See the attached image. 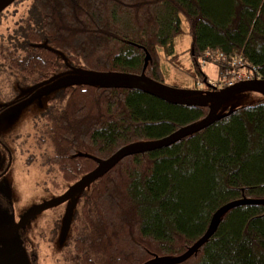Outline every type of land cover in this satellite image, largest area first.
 I'll return each mask as SVG.
<instances>
[{
    "label": "trees",
    "instance_id": "1",
    "mask_svg": "<svg viewBox=\"0 0 264 264\" xmlns=\"http://www.w3.org/2000/svg\"><path fill=\"white\" fill-rule=\"evenodd\" d=\"M13 3L0 24V75L11 83L38 84L73 69L140 74L146 54L145 74L164 83L160 50L175 58L184 24L195 80L206 77L198 57L218 48L242 51L264 80V0ZM207 112L208 105L180 106L129 88L68 85L48 98L29 136L63 191L96 166L92 157L160 139ZM241 198H264V97L167 147L126 156L99 176L77 195L59 264L180 255L218 207ZM179 264H264V205L225 212L207 242Z\"/></svg>",
    "mask_w": 264,
    "mask_h": 264
},
{
    "label": "water",
    "instance_id": "2",
    "mask_svg": "<svg viewBox=\"0 0 264 264\" xmlns=\"http://www.w3.org/2000/svg\"><path fill=\"white\" fill-rule=\"evenodd\" d=\"M14 1L15 0H0V12ZM149 59V54H146L144 65L140 74L124 72H96L78 69L58 73L51 78L39 83L37 86V93L36 95L32 96L31 99L41 98L42 95L50 91L55 92L56 90L68 85H105L134 89L152 95L164 102L180 106L208 105V112L206 113V115L198 121L183 126L160 139L125 145L116 150L106 159L100 160L96 157H92L96 162V166L92 170L81 176L74 183L70 184L62 194L32 207L26 214H24V216L20 218L15 228L23 226L30 218L44 210L69 201L70 203H68L62 218V230L58 236L60 245H63L62 242L69 229L73 210L77 201V195L85 188L89 187L92 182H94L103 173L111 169L124 157L167 147L188 135L194 134L208 127L219 117L225 114L220 110L223 102L238 92L245 90L255 91L262 94L264 97V80L260 78L239 81L231 86L219 90H201L171 87L164 83L155 81L145 74V68L147 67ZM246 204L264 205V198H241L221 205L212 214L204 234L190 247H188L182 254L171 257L155 256L143 262L142 264H179L187 260L188 258L193 256L199 250V248L204 243H206L207 240L213 235L219 219L225 212L236 206ZM18 254L20 255V257L22 255V259H24L26 264H28L24 249L23 252H18Z\"/></svg>",
    "mask_w": 264,
    "mask_h": 264
},
{
    "label": "flooded vegetation",
    "instance_id": "3",
    "mask_svg": "<svg viewBox=\"0 0 264 264\" xmlns=\"http://www.w3.org/2000/svg\"><path fill=\"white\" fill-rule=\"evenodd\" d=\"M12 9H14L13 2L0 12L1 25L5 17L11 14ZM4 79L5 77L0 75V264H26L22 255L20 257L18 254V252H23V249L28 264H38V252H41L42 245L36 246L34 242L30 243L29 234L26 233L27 225L38 214L30 218L23 226L15 228L20 218L35 204L19 207L18 200L22 195L15 190L14 183L22 181L29 172V166L43 173L48 182L56 189L62 188V181L58 173L51 174L45 166L41 165L38 159L40 149L29 136L31 124L35 123V119L41 111L32 116L29 129L27 128L24 132L14 130L17 121L24 116L25 111L29 110L30 106L27 103L30 102L32 96L36 95L39 83H11ZM16 164L21 165L20 173L15 171ZM66 189L63 191L61 189L59 195ZM68 203L70 202L67 201L63 204L67 207ZM63 215L64 211L49 231L53 241L48 246L43 245L44 254L47 252L53 253L55 256L60 254L58 252L61 250V245L58 236L62 230Z\"/></svg>",
    "mask_w": 264,
    "mask_h": 264
},
{
    "label": "rangeland",
    "instance_id": "4",
    "mask_svg": "<svg viewBox=\"0 0 264 264\" xmlns=\"http://www.w3.org/2000/svg\"><path fill=\"white\" fill-rule=\"evenodd\" d=\"M184 31L182 34L174 39V55L175 58L168 59L160 50L161 66L164 73V83L188 89H197L195 85V71L193 68L191 57L192 37L184 24ZM200 68V67H199ZM206 78L217 79L219 78L218 68L216 65L207 63L203 68H200ZM50 91L41 96V98L31 99L28 101L29 110L25 111L14 127L16 132H24L29 129V124L32 116L41 111L47 104L48 98L53 94ZM263 98V95L255 91H241L231 96L229 99L223 102L221 111L223 113L229 112L232 109L247 106L255 101ZM21 168L20 164H16L15 171L19 172ZM29 172L25 175L21 182H15V190L22 195L18 200V206H29L30 204L38 205L52 198H55L61 192V189H56L48 179L45 178L43 173L38 172L33 167H28ZM65 204L58 205L40 212L35 218H32L31 222L27 225L26 233L29 234L30 243H35L36 246L42 245L41 252H38L39 259L38 264H59V255L55 256L53 253H43V245H50L53 241L50 237V230L54 223L61 217L63 211L66 210ZM31 232V234H30ZM63 245H61V249Z\"/></svg>",
    "mask_w": 264,
    "mask_h": 264
},
{
    "label": "built area",
    "instance_id": "5",
    "mask_svg": "<svg viewBox=\"0 0 264 264\" xmlns=\"http://www.w3.org/2000/svg\"><path fill=\"white\" fill-rule=\"evenodd\" d=\"M207 63L217 66L219 78L197 79V89L219 90L239 81L259 79L257 68L247 65L242 51L226 54L220 48L207 49L198 57V64L203 68Z\"/></svg>",
    "mask_w": 264,
    "mask_h": 264
}]
</instances>
